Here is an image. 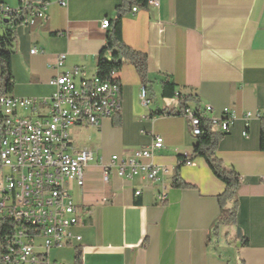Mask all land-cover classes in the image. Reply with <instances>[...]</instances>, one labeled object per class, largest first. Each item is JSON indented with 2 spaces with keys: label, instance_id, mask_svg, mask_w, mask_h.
<instances>
[{
  "label": "crops",
  "instance_id": "0c3cea01",
  "mask_svg": "<svg viewBox=\"0 0 264 264\" xmlns=\"http://www.w3.org/2000/svg\"><path fill=\"white\" fill-rule=\"evenodd\" d=\"M158 2L137 12L133 7L122 19L124 44L147 57L146 82L125 64L117 75L120 113L98 127L72 128L71 141L75 151L90 150L106 164L114 155L130 157L159 136L164 147L154 152L153 162L168 173L150 182L122 180L112 172L104 181L100 163L90 162L84 181L68 184L79 216L71 233L80 240L49 250L50 264H264V0ZM121 3L68 0L64 8L50 0L46 21L15 28L11 94L49 98L60 54L67 55L66 70L80 68L87 78L96 76L107 33L101 23L114 20ZM0 4L16 9L19 1ZM0 29L1 37L5 28ZM166 84L186 97L189 107L210 105L214 117L226 109L236 116L227 134L211 128L222 135L216 158L240 181L233 226L214 232L225 185L204 158H192L198 138L181 114L180 101L164 96ZM142 87L152 99L148 107L140 101ZM247 113L252 117L245 119ZM87 128L95 131L97 142L75 147L73 133ZM177 170L189 188L173 187ZM163 185L166 199L160 202Z\"/></svg>",
  "mask_w": 264,
  "mask_h": 264
},
{
  "label": "built area",
  "instance_id": "2783aa9c",
  "mask_svg": "<svg viewBox=\"0 0 264 264\" xmlns=\"http://www.w3.org/2000/svg\"><path fill=\"white\" fill-rule=\"evenodd\" d=\"M19 1L16 9L0 4V19L13 22L15 15L27 11L24 25L46 21L49 2ZM57 2L61 7L68 6V0ZM158 3L148 0V7H157ZM132 11L137 12L138 8ZM109 28V19H104L101 29ZM31 53L42 51L32 49ZM66 60V54L56 57L57 73L51 82L55 91L49 98L0 96V264H50L49 250L67 246L73 238L80 240L71 233L79 216L68 184L75 181L81 184L90 162L100 163L104 181H108L112 172L122 180L141 177L150 182L168 173L153 162L154 152L164 147L159 136L130 157L114 155L106 164L90 150L73 149L72 128L82 124L98 127L105 118L120 113L121 86L117 71L104 80L97 76L87 78L80 68L66 70ZM175 97L184 99L177 92ZM140 101L144 107L152 102L146 87L141 88ZM213 112L210 105L204 108L185 105L181 114L196 138L206 135L207 128L229 133L235 114L226 109L217 118ZM251 117L247 113L245 119ZM166 193L167 187L163 185L158 195L160 202L165 201ZM140 194L135 192L136 197Z\"/></svg>",
  "mask_w": 264,
  "mask_h": 264
},
{
  "label": "trees",
  "instance_id": "16d2710c",
  "mask_svg": "<svg viewBox=\"0 0 264 264\" xmlns=\"http://www.w3.org/2000/svg\"><path fill=\"white\" fill-rule=\"evenodd\" d=\"M19 1V0H18ZM42 3L50 0H39ZM20 4V1H19ZM133 7L142 9L148 8V0H122L117 7V16L110 21V28L106 33V43L98 57L96 76L102 80L110 77L111 72H119L125 64L133 65L138 71L144 82L147 79V57L146 55L136 52L122 40V19L123 16ZM27 11L15 15L13 22L0 19V28H5L3 36L0 37V96L11 94L13 91L12 76V55L14 43L16 42L15 28L23 24V19ZM164 96H174V90L171 85H164ZM183 107L187 103V98L179 100ZM181 109V112H182ZM260 140L261 150L264 151V120ZM206 135L198 138L195 145L192 158L202 157L208 163L212 172L224 183V192L218 196V202L221 214L215 223L214 232H217L222 226H233L236 224L238 210V191L240 188L239 177L233 170L224 168L223 164L216 158V150L219 139L222 137L219 133L211 128L206 129ZM179 169V168H178ZM173 187L189 188L182 181L178 170L173 178ZM80 255L77 254V260Z\"/></svg>",
  "mask_w": 264,
  "mask_h": 264
},
{
  "label": "rangeland",
  "instance_id": "374dc122",
  "mask_svg": "<svg viewBox=\"0 0 264 264\" xmlns=\"http://www.w3.org/2000/svg\"><path fill=\"white\" fill-rule=\"evenodd\" d=\"M2 30L3 29H0V32H2ZM71 135H72V132H71ZM73 135L76 137L73 140V142H74L75 147H77V148H79L83 145L93 144V143L97 142V136L95 134V131L92 128L84 129V130L79 131L75 134L73 133Z\"/></svg>",
  "mask_w": 264,
  "mask_h": 264
},
{
  "label": "bare ground",
  "instance_id": "6f19581e",
  "mask_svg": "<svg viewBox=\"0 0 264 264\" xmlns=\"http://www.w3.org/2000/svg\"><path fill=\"white\" fill-rule=\"evenodd\" d=\"M110 21V20H109ZM22 25H24V24H22ZM26 26H31V25H26Z\"/></svg>",
  "mask_w": 264,
  "mask_h": 264
}]
</instances>
